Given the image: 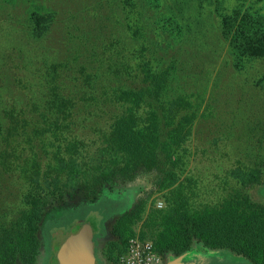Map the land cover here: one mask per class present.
Here are the masks:
<instances>
[{
    "label": "trees",
    "instance_id": "trees-1",
    "mask_svg": "<svg viewBox=\"0 0 264 264\" xmlns=\"http://www.w3.org/2000/svg\"><path fill=\"white\" fill-rule=\"evenodd\" d=\"M175 7L174 14L182 13L181 6ZM252 16L241 9L219 14L220 32L229 43L232 60L223 61L217 70V52L191 33L189 22L183 28L192 35L183 34L175 52L185 64L196 52L210 58L207 63L214 64L213 69L190 59L195 65L190 75L206 82L216 70L215 84L224 96L218 103L238 104L228 111L229 118L201 92L187 93L175 60L168 63L146 56L151 47L144 43L138 59L130 60L121 37L131 33L127 39L134 45L147 43L151 34L139 22L117 37L104 38L102 52L95 37L93 44L82 47L89 57H80V62L78 54L69 53L62 66L71 61L76 70L60 85L57 79L47 83L44 101L52 112L42 115L55 117L50 131L62 147L55 176L39 171L32 184L20 185L24 192L16 208L0 203L5 210L0 219V264H37L41 223L52 207L67 204L69 196L94 201L106 186L136 181L164 198V209L152 205L147 213L152 232L142 234L152 239L161 256L179 257L199 244L264 264V204L253 201L247 191L264 184V73L252 77V68L264 64L258 61L264 59V17ZM194 39L209 49L207 53L195 46ZM98 60L106 63V71ZM219 162L229 170L227 177L223 171L212 173L223 175L212 195L210 184L204 186L203 171L217 168ZM145 209L142 201L117 219L113 234L121 249L115 256L110 248L109 260L120 264Z\"/></svg>",
    "mask_w": 264,
    "mask_h": 264
},
{
    "label": "rangeland",
    "instance_id": "rangeland-1",
    "mask_svg": "<svg viewBox=\"0 0 264 264\" xmlns=\"http://www.w3.org/2000/svg\"><path fill=\"white\" fill-rule=\"evenodd\" d=\"M125 2L127 1L0 0L1 204L16 208L20 194L24 192L19 189L20 185L23 182L32 184L37 172H50L52 177L55 176L53 168L57 167L56 156L62 147L50 131L55 117L45 119L42 116L48 112L44 101L49 86L47 83L55 79L59 85L64 83V78L76 70L71 61L66 67L62 66L69 53L78 54L76 56L79 62L80 57H89L81 49L93 44L95 37L98 41L94 42L100 44L99 51L102 52L104 38L117 37L123 30L133 26L134 22H139L145 27L144 32L151 30L150 38L145 37L149 39L147 43L139 41L132 45L131 39H127L131 33L121 37L131 61L138 59V50L143 43L149 45L151 50L149 53L145 52L146 56L155 57L158 61L164 59L172 63L175 60L178 63V71L182 74L181 77L184 75V81L187 82V93L191 94L193 90L201 92L206 100L212 103L210 105L214 109L218 107V112L223 111L227 118L228 111L234 110L238 105L233 101L218 103L219 98L224 96L220 95L223 90L215 84L216 70L223 61L232 60L229 43L220 32L218 16L241 9L242 14H253L254 19H259L264 17V0H130L127 3L131 8L126 6ZM175 6H181L182 13L174 14ZM262 20L264 24V19ZM186 24L192 27V34L194 32L195 36L211 45L217 52L214 55L215 59H219L216 62V70L214 73L210 72L206 82L192 79L190 73L195 65L190 64V59L213 69L214 64L207 63L210 58L205 60L202 54L196 52L185 64L181 54L180 57L175 55L180 42L183 41V34L186 33L183 28ZM39 27L44 29L37 30ZM194 43L195 46L200 45L195 39ZM199 48L204 52L209 50L201 45ZM199 57L201 59H197ZM100 59L106 61L102 55ZM101 60H98L99 65L106 71V63ZM261 60L264 63V59H258ZM255 67L252 68V77L264 73V64L258 63ZM195 166L197 165L193 167ZM215 166L217 168L211 166L212 169L208 172L203 171L206 177L204 186L210 184L207 189L212 195L214 184L219 183V178H223V175L227 177L225 171L229 170L222 162L215 163ZM222 171L223 175H219V178L218 174L212 175L215 172L221 174ZM140 184L141 181H136L127 185L106 186L94 201H85L82 197L74 195L67 198L69 201L64 206L52 207L41 223L37 264H59V248L70 234L78 230L81 223L92 226L97 241V259L104 257L108 264H116L107 258L110 248L115 256L121 249V241L113 234V226L118 218L134 210L142 201L145 202V213L136 222V236L131 239L153 243L149 236L142 238L144 232H152L147 225V213L152 205L155 209H164L165 202L160 193L139 187ZM247 191L253 201L264 204V184L248 188ZM3 211L5 210L1 205L0 219L3 218ZM197 252L202 253L205 258L203 261L207 264H251L227 250L209 251L197 244L192 253ZM101 259L100 264L103 263Z\"/></svg>",
    "mask_w": 264,
    "mask_h": 264
},
{
    "label": "water",
    "instance_id": "water-1",
    "mask_svg": "<svg viewBox=\"0 0 264 264\" xmlns=\"http://www.w3.org/2000/svg\"><path fill=\"white\" fill-rule=\"evenodd\" d=\"M78 230L69 235L57 253L59 264H97L96 245L92 226L81 223Z\"/></svg>",
    "mask_w": 264,
    "mask_h": 264
},
{
    "label": "built area",
    "instance_id": "built-area-1",
    "mask_svg": "<svg viewBox=\"0 0 264 264\" xmlns=\"http://www.w3.org/2000/svg\"><path fill=\"white\" fill-rule=\"evenodd\" d=\"M161 260L162 256L157 253L152 242L133 238L129 241L127 254L120 259V264H161Z\"/></svg>",
    "mask_w": 264,
    "mask_h": 264
},
{
    "label": "crops",
    "instance_id": "crops-1",
    "mask_svg": "<svg viewBox=\"0 0 264 264\" xmlns=\"http://www.w3.org/2000/svg\"><path fill=\"white\" fill-rule=\"evenodd\" d=\"M171 258L172 259L168 262V264H185L184 261H185V259H188V258L190 259L191 264H207L205 261H203L205 258L203 257L202 253H200V252H197V253L190 252L188 254H184V255L179 256V257L171 256ZM98 259H99V257H98ZM101 262H103L101 264H104L103 259H101ZM208 264H210V262H208Z\"/></svg>",
    "mask_w": 264,
    "mask_h": 264
},
{
    "label": "flooded vegetation",
    "instance_id": "flooded-vegetation-1",
    "mask_svg": "<svg viewBox=\"0 0 264 264\" xmlns=\"http://www.w3.org/2000/svg\"><path fill=\"white\" fill-rule=\"evenodd\" d=\"M94 241L96 242L95 244H97L96 235H94ZM98 254H99V252H98ZM100 256H101V254H100ZM171 256L172 255H170V254L162 256L161 264H168V262L172 259ZM103 260H104V264H108L107 260L104 257H103ZM98 261L99 262L97 264H100V260H98ZM184 262H185V264H191L189 258L188 259H185Z\"/></svg>",
    "mask_w": 264,
    "mask_h": 264
}]
</instances>
